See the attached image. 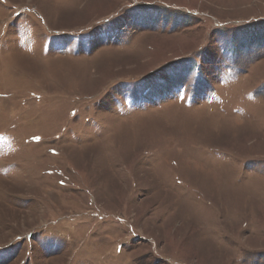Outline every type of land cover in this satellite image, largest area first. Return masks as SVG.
Here are the masks:
<instances>
[{
	"label": "rangeland",
	"instance_id": "1",
	"mask_svg": "<svg viewBox=\"0 0 264 264\" xmlns=\"http://www.w3.org/2000/svg\"><path fill=\"white\" fill-rule=\"evenodd\" d=\"M0 264H264V0H0Z\"/></svg>",
	"mask_w": 264,
	"mask_h": 264
}]
</instances>
